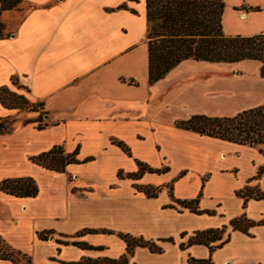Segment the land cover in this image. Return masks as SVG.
Wrapping results in <instances>:
<instances>
[{
    "label": "crops",
    "instance_id": "crops-1",
    "mask_svg": "<svg viewBox=\"0 0 264 264\" xmlns=\"http://www.w3.org/2000/svg\"><path fill=\"white\" fill-rule=\"evenodd\" d=\"M223 2L225 35L264 32V0ZM19 6L0 15L7 35L0 39V87L42 103L48 125L38 129V114L28 113V123L0 133V181L30 177L38 189L28 198L0 191L4 247L30 264H103L94 261L122 256L127 264H188L189 258L264 264V224L247 233L230 226L240 216L264 220V199L237 195L245 187L264 192V172L256 178L264 165L259 149L175 126L194 115L233 117L263 104L260 63L186 59L150 85L145 0H22ZM16 111L0 106V119ZM54 146L75 152L79 163L55 172L31 162ZM138 163L160 172L127 177ZM136 186L160 191L147 197ZM196 198L199 214L177 204ZM222 228L227 241L212 252L187 245L194 232ZM121 235L162 251L135 247L127 255Z\"/></svg>",
    "mask_w": 264,
    "mask_h": 264
},
{
    "label": "trees",
    "instance_id": "trees-1",
    "mask_svg": "<svg viewBox=\"0 0 264 264\" xmlns=\"http://www.w3.org/2000/svg\"><path fill=\"white\" fill-rule=\"evenodd\" d=\"M22 0H0V15L4 11H12ZM123 8V6H121ZM224 10L223 0H145V15L147 22V62L148 84L152 85L162 79L171 69L181 61L192 59L211 63H235L242 60H252L260 63V76L264 77V32L250 36L225 35L222 30V14ZM7 37L4 34L3 24L0 21V39ZM11 84L17 86L12 77ZM0 106L8 110L29 109L30 112L45 114L42 103H30L25 95L12 91L7 86L0 87ZM39 114L37 128L43 129L47 122L40 120ZM9 122L10 124H8ZM15 122L11 117L0 119V133L11 131V125ZM24 123H28L25 121ZM177 128L189 130L200 135L208 136L235 143L257 147L264 157V103L255 108L244 110L233 117H207L194 115L185 121L175 123ZM123 152L129 154V149L121 142H115ZM76 153H65L62 146H54L47 152H43L30 158L31 162L50 171L64 172L69 164L79 163L75 159ZM159 173L142 163H138V171L127 175L133 180L139 179L143 173ZM264 172V165L258 169L256 178ZM122 177V173H118ZM138 191L147 197H156L159 188L151 186H136ZM0 191L17 197H35L38 189L35 181L30 177L4 179L0 181ZM243 198L264 199V192L248 187L237 192ZM197 198L190 201H177V204L199 214L197 210ZM209 213V212H207ZM264 224V220L254 223L244 216L233 219L230 226L233 230L247 233L254 225ZM224 229H208L194 232L187 245H205L212 252L221 247L227 239L223 240ZM91 232V231H88ZM48 234H40V239H46ZM126 243V253L130 255L135 247H146L153 253H160L161 248L153 242L136 239L128 235H121ZM171 241V240H168ZM73 245L85 248V244L73 243ZM181 248L184 245H180ZM0 259L10 260L13 264H20L25 259L30 264L27 256L20 252L10 251L0 241ZM103 264H127L126 256L117 260L103 259L94 261ZM84 263H90L86 261ZM188 264H212L211 259H188Z\"/></svg>",
    "mask_w": 264,
    "mask_h": 264
},
{
    "label": "rangeland",
    "instance_id": "rangeland-1",
    "mask_svg": "<svg viewBox=\"0 0 264 264\" xmlns=\"http://www.w3.org/2000/svg\"><path fill=\"white\" fill-rule=\"evenodd\" d=\"M19 5L15 9V11H18V9L20 8ZM2 20H3V22L6 21V17H2ZM30 103H32V102H30ZM33 104H36V103H33ZM37 110H38V112H30L28 108L27 109H22V110H17L16 111L17 115H15L14 117H11V119L15 120V122L11 125V130L14 129L15 127H17L18 125L23 124L25 121H30L29 119H27L29 117L28 113H36V114H38V116H39V114H41V116H42V113L40 112V109L38 108ZM37 119H38V117H37ZM40 120L42 122H45L44 120H42V117L40 118ZM7 123L10 124L9 122H7ZM20 264H26L25 259L20 260Z\"/></svg>",
    "mask_w": 264,
    "mask_h": 264
}]
</instances>
